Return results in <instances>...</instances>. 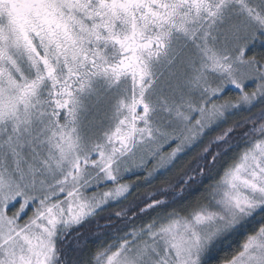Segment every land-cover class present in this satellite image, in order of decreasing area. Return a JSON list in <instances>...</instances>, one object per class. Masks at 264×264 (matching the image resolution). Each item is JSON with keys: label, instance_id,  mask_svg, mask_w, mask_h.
Listing matches in <instances>:
<instances>
[{"label": "snow or ice", "instance_id": "1", "mask_svg": "<svg viewBox=\"0 0 264 264\" xmlns=\"http://www.w3.org/2000/svg\"><path fill=\"white\" fill-rule=\"evenodd\" d=\"M0 264H264V0H0Z\"/></svg>", "mask_w": 264, "mask_h": 264}, {"label": "trees", "instance_id": "2", "mask_svg": "<svg viewBox=\"0 0 264 264\" xmlns=\"http://www.w3.org/2000/svg\"><path fill=\"white\" fill-rule=\"evenodd\" d=\"M257 51H259V49H257ZM84 231L83 229L81 230V232ZM67 245L70 246V248H80L81 255L87 258L88 253L95 249V238L93 236L81 235L78 239H70Z\"/></svg>", "mask_w": 264, "mask_h": 264}]
</instances>
